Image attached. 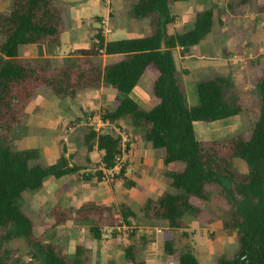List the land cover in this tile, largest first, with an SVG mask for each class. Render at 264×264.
<instances>
[{
	"label": "trees",
	"instance_id": "16d2710c",
	"mask_svg": "<svg viewBox=\"0 0 264 264\" xmlns=\"http://www.w3.org/2000/svg\"><path fill=\"white\" fill-rule=\"evenodd\" d=\"M192 0H123L130 17L151 31L144 38L105 43L102 29L93 38L89 50H79L53 66L48 58H20L21 46H60L62 36L71 28V3L60 0H12L6 12H0V264H21L9 245L20 239L27 243L45 264H94L91 253L70 243L58 232L69 224L87 226L95 240L106 230L124 227L138 214L127 204L117 211L93 201L77 209L54 206L48 221L21 204L26 193L41 190L47 179L60 180L78 173L66 148L56 164H47L35 150H13L11 144L29 133V105L36 97L75 100L79 94L99 90L106 85L129 95L142 77L153 81L151 108L143 109L135 100L116 99L102 113L104 123L128 120L163 162L173 193L148 198L140 210L151 221L162 222L172 230L187 228L185 217L192 216L200 226L216 220L208 215L213 195L216 207L226 214L225 229L236 233V255L213 257L210 264H264V55L258 62L246 60L247 78L254 89L257 105L248 108L231 76L208 71L198 77V102L189 105L186 83L178 70L174 52L187 54L201 44L216 24L212 8L199 12L191 29L174 28L173 6ZM264 13V0H237L232 10L243 12L247 5ZM163 45L165 47H163ZM114 57L103 65L99 50ZM248 111L251 129L227 139L199 140L195 123H215ZM78 146L90 151L97 141L102 154L98 182L105 172L115 168L121 153V139L98 133L93 127ZM237 162L245 165L242 171ZM124 169L115 177L123 178ZM52 234L54 235L52 237ZM172 260L165 264H201L196 254L186 249L175 254L166 248ZM129 264L139 261L130 245L125 249Z\"/></svg>",
	"mask_w": 264,
	"mask_h": 264
},
{
	"label": "rangeland",
	"instance_id": "374dc122",
	"mask_svg": "<svg viewBox=\"0 0 264 264\" xmlns=\"http://www.w3.org/2000/svg\"><path fill=\"white\" fill-rule=\"evenodd\" d=\"M11 1L0 0V12L8 11ZM232 1L237 0H193L173 6L176 15L174 28L178 32L191 29L197 13L209 8L215 12L216 24L212 34L202 42V47L193 48L189 52L188 58L193 56L190 60L185 59L181 51L174 52L177 68L183 74L186 83L189 105L198 102L196 82L202 71L233 77L248 108L257 105L254 89L247 78L245 62L248 59L258 62L264 55V13L255 11L251 4L247 5L243 12L232 10L229 7ZM99 2L102 5L99 12L105 15L108 9V16L113 17L112 33L108 38H131L147 34L148 29L130 19L124 8L122 9V0H99ZM92 24L96 25V28L91 30L92 25H88L90 30L84 38L86 42L89 40L88 36L93 42L99 29L104 31L101 21L94 20ZM68 41L69 38L66 37V45ZM35 47L37 46H21L20 52L24 53ZM202 56L203 60L200 59ZM124 97L135 100L145 110L150 109L153 97L152 81L147 77L141 78L129 95H123L104 85L102 92L83 94L78 100L65 102L37 97L31 103L27 110L31 115L29 133L15 140L11 144L12 149L35 150L47 164H56L60 159L61 150L65 147L71 165L76 166L80 171L60 180L47 179L41 190L26 193L21 204L34 212H39L48 221L47 213L54 206L76 209L85 201L99 202L102 198L117 211L120 203H132L138 217L131 219L121 231L118 228L106 230L101 240H95L88 232L87 226L78 224H69L58 232V235L61 234L68 240L72 252L80 246L91 253L94 264H129L125 259V249L130 245L137 251L139 261L145 264H165L167 257L171 258L166 251L167 246L171 247L175 254L186 249L192 250L201 264H210L215 256L236 255L239 250L236 233L223 227V222L228 218L216 207L218 203L216 195L212 196L208 209L209 217L216 222L207 227L200 226L190 215L185 217L187 228L184 230H172L162 222L151 221L142 216L140 207L145 196L153 197L156 191L150 190L155 188L153 185L145 183L148 180L147 168L141 163L137 168L133 167L135 164L132 165V171H129L131 161L156 160L154 158L148 160L145 153L147 154L149 149L142 144L144 135L141 131H134L128 120L113 124L104 123L102 119V113L111 109L116 99ZM60 114L63 118H58ZM92 119H97L93 127L99 124L98 120L102 122L100 134L109 133L121 139L120 158L125 171L123 178L106 177L104 181L98 182L97 173L102 167L97 141L92 142L89 151L87 147L72 143L70 141L72 137L69 142L63 140L67 136L65 131L67 127H77L76 138H78L82 131L80 126L85 123L88 125ZM92 126L88 125V127ZM250 129L248 111L228 120L213 124L198 122L195 126L197 138L205 141L227 139ZM148 145L152 147L150 143ZM237 167L242 171L246 170L245 165L240 162H237ZM159 186L161 190H158V195L174 192L168 184H158ZM9 246L17 252L21 264H45L41 256L33 254L25 241L17 239Z\"/></svg>",
	"mask_w": 264,
	"mask_h": 264
},
{
	"label": "crops",
	"instance_id": "0c3cea01",
	"mask_svg": "<svg viewBox=\"0 0 264 264\" xmlns=\"http://www.w3.org/2000/svg\"><path fill=\"white\" fill-rule=\"evenodd\" d=\"M60 1L72 4L71 13H70V15H71V28H70L69 31H67V32H65L63 34L61 45L60 46H53V47H55L53 49L48 48L49 46L48 47H43V48L35 47V48H33V49L29 50V51H26L24 53H21L20 52V48H19V57L20 58H34L35 59V58H39V57H44V58H48L52 62V65L55 66V65H58L64 59L73 57V55L79 50H89L92 47V43H93L91 41V37L88 36V38H89L88 42H86L84 40V38L86 37L87 34H89L90 28H91V30L96 28V25L92 24V21H94V20L101 21V23L104 26V31L102 33V36L104 38L105 43H108L109 41L130 39V38H118V39H110V38H108L109 34L112 33L111 23H113V17H112V15L110 17L108 16V9H107V13L105 15L101 14V12H99V8L102 6V5H100L99 0H80L78 2H75L73 0H60ZM181 3H185V2H181ZM181 3H177V4H181ZM121 5H122V9H123L124 8L123 0H122V4ZM124 10L129 15L128 11L125 8H124ZM129 17H130V15H129ZM130 19H132V18L130 17ZM132 20L138 22L143 28L148 29V31H147V34H145L144 36H137V37H131V38H144V37H147V36L150 35L151 31H150V29L148 27H144L140 23V21H138V20H134V19H132ZM89 24L92 25L90 28H88ZM107 30H110V32H107ZM66 37L69 38V41H68L67 45L65 44V38ZM209 37H207L206 39H208ZM206 39L204 41H206ZM204 41H202V42H204ZM202 42H201L200 45H198V46H196L194 48H198L200 46L202 47V44H203ZM177 50H179V49H177ZM179 51H181V50H179ZM181 54H183L182 51H181ZM188 54L189 53L183 54V57L185 59H189L190 60L193 56H190L188 58V56H187ZM100 57L103 60V65L104 66L107 63L112 62V60L114 59V57H111V56L107 55L106 52L103 53V54H100ZM200 59L203 60L204 57L202 56ZM204 73H206V72L202 71L198 75V77L200 75L204 74ZM103 88H104V85L99 90L91 91V92H87V93L102 92ZM152 88H153V81H152ZM87 93L79 94L78 97L75 100H78L83 94H87ZM46 100H59V99L53 98V99H46ZM66 100H73V99L67 98L65 100H60V101H65L66 102ZM151 102H152V99H151ZM58 116H59L58 118H63L61 114L58 115ZM30 120H31V115H30ZM30 120H29V124H30ZM95 120H97V119H94V120L92 119V122L89 123L88 125L92 126L94 123H97V121H95ZM98 123L99 124L95 125V127H93V126L92 127L99 133V131H100L101 127H102V125H101L102 122L98 120ZM88 125L85 123L84 125L82 124L80 127L85 128V127H88ZM195 126H196V123H195ZM76 129H77V127H74V126L67 127V129H65L67 136L65 138H63V140L65 142H69L70 138L72 137L70 141H72V143H76V140L79 141L86 133H88V131L81 129L82 130V131H80L81 135L78 138H76V136H77ZM137 144H139V143L137 142ZM142 144L144 145L143 147L149 149V152L147 153L148 155L145 153V155L147 156L148 160H150V158H154L156 161H131L132 164L130 166V170L129 171H132L131 168H132V165H134V164L135 165L133 167H136V168L139 165V163H141L143 165V167H146L147 168L146 174H147V179L148 180L145 183L147 185H153L155 188H153V190L152 189H150V190L151 191H156V194L153 197L145 196L146 198L144 199L143 204L140 207V210H141V208L143 207L144 203L146 202V200L148 198L155 199V198H158L159 196H161L163 194V193L160 194V195L157 194L158 190H161V186L158 187V184H163L164 183L165 185H167V184L169 185V183L167 182V178L164 176L166 169H165V167L163 165V162L156 157V151L152 147H150L148 145V142L145 139L142 142ZM101 156H102V154H101ZM49 165H51V164H49ZM102 169H103V167H102ZM169 187H170V185H169ZM88 201H92V200H88ZM85 202H87V201H85ZM93 202H96V201H93ZM96 203L97 204H101V205H108L109 206V204H107V202L104 199L102 200V198H101V200H99V202H96ZM123 203L129 205L137 213V211L135 210V206L132 203H129V202H123ZM120 204H122V203H120ZM170 260H172V257L170 259L167 257V261H165V263H167Z\"/></svg>",
	"mask_w": 264,
	"mask_h": 264
},
{
	"label": "built area",
	"instance_id": "2783aa9c",
	"mask_svg": "<svg viewBox=\"0 0 264 264\" xmlns=\"http://www.w3.org/2000/svg\"><path fill=\"white\" fill-rule=\"evenodd\" d=\"M107 32H110V30H107ZM99 53L100 54H103L105 53V50L104 49H100L99 50ZM123 169V165H122V161H121V158L119 157L118 158V163L117 165L115 166L114 169L110 170V171H107L105 172V176H104V179L103 181L106 179V177H110L111 179H115V177L121 172V170ZM123 227L121 228H118L119 231L122 230Z\"/></svg>",
	"mask_w": 264,
	"mask_h": 264
},
{
	"label": "water",
	"instance_id": "95a60500",
	"mask_svg": "<svg viewBox=\"0 0 264 264\" xmlns=\"http://www.w3.org/2000/svg\"><path fill=\"white\" fill-rule=\"evenodd\" d=\"M163 47H165V46L163 45Z\"/></svg>",
	"mask_w": 264,
	"mask_h": 264
}]
</instances>
